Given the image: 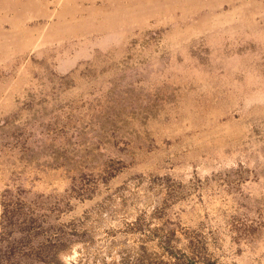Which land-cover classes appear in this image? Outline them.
Here are the masks:
<instances>
[{
  "label": "rangeland",
  "instance_id": "obj_1",
  "mask_svg": "<svg viewBox=\"0 0 264 264\" xmlns=\"http://www.w3.org/2000/svg\"><path fill=\"white\" fill-rule=\"evenodd\" d=\"M0 264H264V0H0Z\"/></svg>",
  "mask_w": 264,
  "mask_h": 264
}]
</instances>
